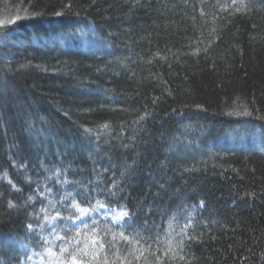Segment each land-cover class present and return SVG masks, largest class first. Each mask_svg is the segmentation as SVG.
Returning <instances> with one entry per match:
<instances>
[{
  "label": "trees",
  "instance_id": "1",
  "mask_svg": "<svg viewBox=\"0 0 264 264\" xmlns=\"http://www.w3.org/2000/svg\"><path fill=\"white\" fill-rule=\"evenodd\" d=\"M4 32L0 264L72 202L133 215L113 264H264V0H0Z\"/></svg>",
  "mask_w": 264,
  "mask_h": 264
},
{
  "label": "rangeland",
  "instance_id": "2",
  "mask_svg": "<svg viewBox=\"0 0 264 264\" xmlns=\"http://www.w3.org/2000/svg\"><path fill=\"white\" fill-rule=\"evenodd\" d=\"M46 174V173H45ZM49 176V173L46 174ZM68 198L60 197V205L67 203ZM74 202L63 205V209L74 210L76 217H72L65 228L59 223L65 212L55 205L50 208V214L41 219L34 220L31 229L44 236L47 241L45 251L30 255L28 260L21 264H71V254L76 253L77 261L83 260L84 264H109L114 263L109 254L106 256L105 246L110 241H116L120 238L119 230L114 227L115 219L113 214L108 215L99 207L89 208L75 205ZM78 208H85L88 211L81 216ZM54 211V212H53ZM59 212V215H57ZM118 212V211H117ZM55 217V219H52ZM188 225V221L175 220L169 225L173 230V237L183 235ZM174 226V227H173ZM172 237V236H171ZM172 237V238H173ZM61 248L67 249L61 252Z\"/></svg>",
  "mask_w": 264,
  "mask_h": 264
},
{
  "label": "snow or ice",
  "instance_id": "3",
  "mask_svg": "<svg viewBox=\"0 0 264 264\" xmlns=\"http://www.w3.org/2000/svg\"><path fill=\"white\" fill-rule=\"evenodd\" d=\"M62 15H63V13H61V12L55 13V16H57V17L62 16ZM17 19H18V17H17ZM12 23H14V21H11V20L5 22L6 25H10ZM9 37H10V32H4V34L2 36H0V39L7 40V39H9ZM70 38H76V33H73ZM226 114L228 116H233V115H235V116H251L252 112H250L248 110H244V111H240V112H228ZM261 119L264 120V117H261ZM105 127H107V125H105ZM259 135L261 137H264V124L260 125ZM108 195L111 196V195H114V193L109 192ZM199 204H200V208L203 209V207H204L203 201H200ZM73 206L75 207V205H73ZM193 210H195V209H193ZM87 211H88V209L78 208V212L81 216H83ZM107 211L113 213V218L120 222L121 227H125V226L131 227V225L133 223V215L129 211L126 210V206H121V210L118 212L112 208L107 209ZM57 215H59V212H57ZM52 219H55V217H53ZM27 227L30 230L32 228L31 225H28ZM189 239H191V237H189ZM65 251H67V249L61 248L62 253ZM71 264H84V261L83 260L77 261L76 253L74 252L71 254Z\"/></svg>",
  "mask_w": 264,
  "mask_h": 264
}]
</instances>
